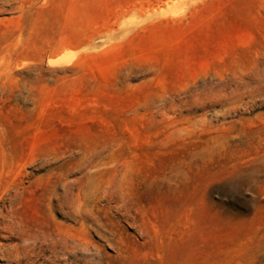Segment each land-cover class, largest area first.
<instances>
[{"label":"rangeland","instance_id":"374dc122","mask_svg":"<svg viewBox=\"0 0 264 264\" xmlns=\"http://www.w3.org/2000/svg\"><path fill=\"white\" fill-rule=\"evenodd\" d=\"M0 264H264V0H0Z\"/></svg>","mask_w":264,"mask_h":264}]
</instances>
